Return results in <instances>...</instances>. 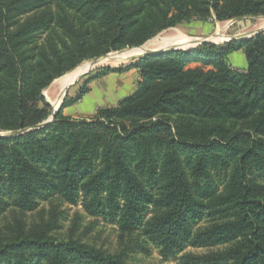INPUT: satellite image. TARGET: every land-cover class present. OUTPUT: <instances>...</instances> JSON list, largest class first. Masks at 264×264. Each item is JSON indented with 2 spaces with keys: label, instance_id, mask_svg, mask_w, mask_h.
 Returning <instances> with one entry per match:
<instances>
[{
  "label": "trees",
  "instance_id": "trees-1",
  "mask_svg": "<svg viewBox=\"0 0 264 264\" xmlns=\"http://www.w3.org/2000/svg\"><path fill=\"white\" fill-rule=\"evenodd\" d=\"M244 16H264V0H0V133L49 119L43 91L86 60L193 19ZM240 50L243 71L226 60ZM130 70L137 89L117 106L90 121L64 114L91 83ZM56 196L122 235L140 233L164 258L225 246L183 258L264 264V32L102 67L47 126L0 135V220ZM14 221L0 237V264H127L126 250L57 239V221Z\"/></svg>",
  "mask_w": 264,
  "mask_h": 264
},
{
  "label": "rangeland",
  "instance_id": "rangeland-1",
  "mask_svg": "<svg viewBox=\"0 0 264 264\" xmlns=\"http://www.w3.org/2000/svg\"><path fill=\"white\" fill-rule=\"evenodd\" d=\"M262 27H264V16H244L226 22H219L216 20L203 22L198 19H193L190 23H185L173 28L179 29L190 36L204 38L206 37L209 40L215 42L212 37L217 32V29H219L220 31L217 32L218 34L222 33L225 34L226 37L230 38L254 32ZM173 28L161 32L148 42L166 36L167 33L169 34L168 31ZM216 35L217 34H215V36ZM221 42L216 41L215 43L220 44ZM130 49L133 48L124 49L121 52ZM118 53H114L111 55H115ZM138 57H140V55L114 62L106 61L108 58L101 61L98 66L93 69L91 68L92 70L90 69L91 71L89 70V73L82 75L75 84L71 85L67 90L66 96H75L79 90V86L81 85V83L89 75L94 74L95 71H98L102 67H118L120 65H126L131 63ZM226 60L234 68H239L237 70L241 69L240 71H243L242 69L247 68V60L242 50L230 54L228 57H226ZM86 62L90 63V60H86L83 63ZM60 78L54 80L50 84V86L43 91V95L45 96L47 102L50 103V105L54 109L56 108L55 104L57 102V99H59V96H61V87L59 83ZM96 113L92 117L89 116L88 121L92 120ZM81 116L82 115H80L81 119L78 120H87V117ZM16 216L21 217L28 224L42 221H57L59 228L53 232V235L57 239L78 240L85 244L101 248L112 254L121 252L122 250H126L128 252L127 264H186L183 258L186 255H204L211 252L223 251L226 248L225 246L212 248L189 247L183 253L177 255L174 258H164L163 256H161L159 249H157L152 243L147 242L146 239L142 235H140V233L127 236L122 235L120 228L116 223L107 221L101 217L91 216L84 209L81 203L78 205H72L65 202L58 196L50 198L47 201H41L39 208L35 211L21 213L14 207L10 208V210L0 220V237L7 235L9 231L13 227H15L14 219Z\"/></svg>",
  "mask_w": 264,
  "mask_h": 264
},
{
  "label": "crops",
  "instance_id": "crops-1",
  "mask_svg": "<svg viewBox=\"0 0 264 264\" xmlns=\"http://www.w3.org/2000/svg\"><path fill=\"white\" fill-rule=\"evenodd\" d=\"M168 32L169 34L167 33L166 36L159 38V41L162 42V44L163 43L166 44L165 47H167V45L169 46L172 45L170 43H166L165 40L168 38L174 37L179 33L183 35L185 34L188 37H191L197 40L204 39V37L190 36L186 34L185 32L179 29H176V28H173ZM217 32H219V29H217ZM217 32L215 34H218ZM222 35L226 36L225 34H222ZM192 42H195V41H192ZM199 65H200L199 63H194L190 66L197 67ZM245 69L246 68L242 70H245ZM139 80H140V75L137 70H130L124 73H112L100 80L93 82L91 85L90 92L86 94L76 104L65 108L64 114L73 119H77V120L81 119L80 115H82L81 117L83 116L87 117V120H88V117L89 116L92 117L96 113L98 108L117 106L125 97H128L131 94H133L135 90L137 89V84Z\"/></svg>",
  "mask_w": 264,
  "mask_h": 264
},
{
  "label": "bare ground",
  "instance_id": "bare-ground-1",
  "mask_svg": "<svg viewBox=\"0 0 264 264\" xmlns=\"http://www.w3.org/2000/svg\"><path fill=\"white\" fill-rule=\"evenodd\" d=\"M212 38L214 39L215 42L216 41H220V42L223 41L224 42V39H225V41H226V39H228V37H226L222 34H217L216 36L214 35ZM192 41H195V42H192ZM198 41L199 40H197V39H193L191 37H188L185 34L183 35V34L179 33L176 36L168 38L165 40L166 43L172 44L170 46L167 45V47H165L166 44H164V43L162 44V42H160L159 39H154L142 47L133 48V49L123 51V52L115 54V55H110L109 57L101 59L100 62L107 59V58L108 59L106 61H113V62L119 61V60H124V59H128V58H131L134 56L142 55V54L149 52V51L165 50V49H170L173 47L188 49L189 47L196 45V43ZM91 68H92L91 62L90 63L89 62L83 63L59 79V83H60V87H61V96H59V99H57V102L55 104L56 108L58 107V105L62 99V95L64 94L65 88L68 85H70L71 83H73L74 81H76L78 77L87 73Z\"/></svg>",
  "mask_w": 264,
  "mask_h": 264
},
{
  "label": "water",
  "instance_id": "water-1",
  "mask_svg": "<svg viewBox=\"0 0 264 264\" xmlns=\"http://www.w3.org/2000/svg\"><path fill=\"white\" fill-rule=\"evenodd\" d=\"M262 32H264V27H262V28H260V29H258V30H256V31H254V32L248 33V34L246 33V34H244V35H239V36H235V37H230V38H228V39H227L226 41H224V42H228V41H231V40L248 39V38H251V37H253V36H255V35L259 34V33H262ZM204 42H212V43H215V42H213V41H211V40H209L208 38L205 37L204 39L199 40V41L196 43V45H194V46H192V47H190V48H188V49H184V50H190V49H192V48H194V47H196V46H198V45H200V44H202V43H204ZM224 42H222V43H224ZM216 44H217V43H216ZM179 49H182V48L173 47V48L166 49V50L149 51V52H146V53L140 55V57H141V56H144L145 54H159V53H166V52H169V51H172V50H179ZM121 51H122V50H121ZM121 51L110 52V53H107V54L102 55V56H100V57H95V58L91 59L90 62H91V64H92V69L95 68L96 66H98V64H99V62H100L101 59L106 58V57L110 56L111 54L118 53V52H121ZM92 69H91V70H92ZM91 70H90V71H91ZM90 71H88L87 73H89ZM85 74H86V73H85ZM83 75H84V74H83ZM81 76H82V75H81ZM81 76H80V77H81ZM80 77H78L76 81H74L73 83H71L70 85H68V86L65 88V90H64V94H63V96H62V99H61V101H60L58 107H57L56 109H54L53 114L51 115V117H50L49 119H47L46 121H44V122H42V123H40V124H38V125H36V126H34V127H32V128H29V129H22V130H17V131L3 132V133H0V135H1V136H4V137H13V136L20 135V134H23V133H25V132H28L29 130H34V129H40V128H43V127L47 126L49 123L53 122V120L55 119L56 113L58 112V109L60 108V106H61V104H62V102H63V100H64V98H65V96H66L67 90L69 89V87H70L71 85L75 84V83L80 79Z\"/></svg>",
  "mask_w": 264,
  "mask_h": 264
}]
</instances>
